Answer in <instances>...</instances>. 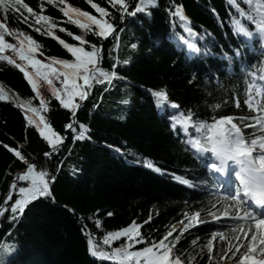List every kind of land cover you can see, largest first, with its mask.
<instances>
[{"label":"trees","instance_id":"1","mask_svg":"<svg viewBox=\"0 0 264 264\" xmlns=\"http://www.w3.org/2000/svg\"><path fill=\"white\" fill-rule=\"evenodd\" d=\"M25 2L37 14L52 18L56 23L54 36L74 46L81 45L67 32L85 36L87 43L83 47L87 51L102 43V67L111 71L112 64L118 63L119 68L112 84L93 83L74 119L52 97L47 83L38 79V92L48 107L47 112L41 110L42 116L64 137V144L50 156L35 161L37 171L45 170L54 178L50 184L52 197L31 202L18 219L11 220L10 204L17 198L13 195L9 212L0 218V243L16 246L10 257L2 259L6 264H110L89 254L85 232L98 245L110 250L102 244L103 237L133 222L139 223L141 236L151 243L164 237L170 226L185 222L196 212L203 215L216 212L215 219L180 235L178 244L177 254L185 264L193 256L196 257L193 264H209L207 252L201 254L203 243L224 221H234L236 213L231 202L223 203L222 197L210 190L206 167L185 144L188 137L173 130L171 120L188 112L193 113L194 120L208 123L222 116H233L249 141L264 135L258 126L245 127L250 120L241 123L239 119L257 114L243 102L250 82L249 70L258 72L264 62V42L234 34V19L247 22L239 17L229 0H153L155 6H148L134 17L126 16L123 22L107 0H92L111 13L107 19L116 31L106 40L85 34L68 23L59 11L63 7L59 0L51 5L47 0ZM128 2L134 9L139 0ZM256 2L241 7L254 14ZM65 3L98 15L87 0H65ZM177 8L185 21L172 15ZM0 22H3L2 13ZM185 22L195 36L184 31ZM7 24L10 29L31 35L40 44L36 55L42 53L44 62L50 63L51 58L70 62L74 59L57 39L47 35V24L36 25L33 18L29 27L11 14ZM36 27L43 34L34 31ZM61 27L67 31L60 32ZM182 39L197 43L198 51L187 49ZM6 41L16 43L12 36H7ZM246 42L253 45L252 50L244 47ZM132 44L137 47L133 49ZM236 49L241 53L238 58ZM225 54L232 57L231 66L225 61ZM3 55L21 63L10 50H5ZM125 60L129 63L124 64ZM54 86L60 87L59 82L54 81ZM0 88L8 97L0 100L1 204L8 181L17 170L18 174L26 168L5 145L21 151L27 161L46 151L49 145L34 125H28L24 111L16 106V97H21L39 108L36 93L23 73L6 61H0ZM155 91L166 92V104H156L152 95ZM173 103L178 107L172 108ZM69 123H74L77 134L79 125L84 124L90 138L75 140L72 132L65 131ZM149 163L153 168L146 167ZM176 177L188 180L189 184L181 183ZM17 185L27 186V182ZM97 220L99 228L95 224ZM175 237L173 233L169 240ZM118 241L111 247H120ZM227 258L230 257L223 260Z\"/></svg>","mask_w":264,"mask_h":264},{"label":"snow or ice","instance_id":"2","mask_svg":"<svg viewBox=\"0 0 264 264\" xmlns=\"http://www.w3.org/2000/svg\"><path fill=\"white\" fill-rule=\"evenodd\" d=\"M98 15H92L88 11H83L78 7H73L65 3V0H59V4L63 7L59 8L63 17L67 18V22L75 25L83 30L85 34L91 33L96 37L106 40L110 35L116 31L115 25L108 21L111 13L106 8L99 4L87 0ZM112 9H115L123 22L126 16H136L137 13L144 12L148 6H155L153 0H139L135 8L132 9L128 0H107ZM48 4H54L55 0H47ZM240 18H243L247 23H243L241 19L233 20L234 34L238 37L242 36L247 40H252L254 37L264 42V0H257L254 8V14L246 12L241 4L252 6L253 0H229ZM41 13L44 11L43 6L40 9ZM0 13L3 15V22H0V61H6L7 64L12 65L23 73L27 83L31 89L36 93V98L40 101L39 108L32 107L31 101L17 104L16 106L25 111V120L28 125H34L40 136L47 142L52 151H57L64 142V137L58 134L44 116L39 115L41 110L47 112V101L40 96L38 92V79L42 78L48 85L52 97L59 102V105L68 110L73 118L76 117L80 109V102L88 98L89 90L93 88V83L96 84H112L113 80L117 78L118 63H113L111 71H106L102 67V46H92L91 51L85 50L83 45L87 43L85 36L74 35L67 32L74 40L78 41L81 46H74L66 43L63 39L54 36L53 29L56 28V23L51 17L37 12L25 2V0H0ZM27 13V15H25ZM19 17L20 21L32 26L31 21L34 18V23L40 25L41 22L48 25L47 35L53 39H57L59 44L63 46L74 58L71 62L65 59L51 58V62H44L36 58V54L40 49V44L33 39L31 35L26 34L18 29H10L7 21L9 17ZM173 16L179 17L181 21H185V17L180 8H177L172 13ZM34 31L41 33V28L36 27ZM60 32H66L63 27L59 29ZM184 31L189 36H195L192 29L188 27L187 22L184 24ZM43 34V33H41ZM7 36H12L16 43H9L6 41ZM186 45L187 49L191 51H198L197 43L189 42L187 39L181 41ZM131 47L135 49L136 44ZM5 50H10L19 61L3 55ZM240 50L236 49L235 55L240 56ZM42 55V53H41ZM129 63L128 60L123 62ZM31 69V71L29 70ZM54 81H58L60 87L54 86ZM156 104H166L168 97L164 91H155L152 93ZM256 95L260 96V90L256 91ZM7 93L0 88V100L7 99ZM128 103V101H124ZM244 105L250 111H255L257 114L252 117H239L241 123L245 120H250L251 123L245 124V127L256 128L264 133V103L257 104L252 94L244 100ZM172 108H177L178 105L173 103ZM219 107V105H217ZM236 107H240L237 101ZM28 113H31L29 115ZM38 117V119H37ZM233 116H222L215 118L213 122L208 123L204 121L194 120L193 113H180L177 118L173 119L172 127L175 131L180 129L185 136L188 137L187 144L191 149L195 150L198 158L202 161H207L205 154L211 155V162L207 164L209 171L219 176L233 175L235 177V190H226L223 195V203L231 202L234 206L236 219L244 221L249 225L247 230L243 228H235L233 232L242 233L245 239L250 237V242L233 246L231 242L228 243L227 249L221 247L220 257H230L233 264L238 261L239 264H264V237L261 236L260 230L264 229V214H259L256 211L250 210L251 206L260 209L264 213V135L257 136L251 139L250 143L243 134L241 127L234 122ZM194 130V134H193ZM66 132H72L75 140H85L90 137L87 135L88 128L84 124L79 125V132L76 133L74 123L65 125ZM180 134L179 132L177 133ZM9 152H12L15 157L26 164V171L18 175L16 180L10 185V191L5 197L4 205L0 206V218H3L9 212V202L12 201L13 195L17 198L10 204V219L16 220L19 215H22L25 208L31 203L41 197H48L51 195L49 174L45 171H37V166L25 160L21 151L5 145ZM49 153H45V156ZM146 167L153 168L152 164H146ZM154 171L159 172V168H154ZM54 180V178H52ZM183 184H189L188 180H181L176 177ZM27 182V186H20L17 188V182ZM193 186V185H190ZM243 215H240V212ZM109 216L112 213H108ZM200 215L199 212L191 215L189 223L196 221ZM146 221L145 223H147ZM183 223V222H182ZM97 228L100 227V221H95ZM254 224L253 229L251 225ZM140 225L133 222L130 226L122 230L107 233L102 240V244L110 248L105 250L96 243L90 233L85 232L87 237V246L89 254L99 261H107L110 264H185L179 252L178 244L180 236L173 237V232L168 231L167 234L159 239L158 242H151L144 240L141 236ZM189 225H183L181 235L188 230ZM217 237L221 241L226 239L223 232L213 233L212 240H209L205 246L207 249L209 264H212L214 255L213 240ZM125 238L127 243L120 247H111L114 241ZM235 239L240 240V236ZM258 242V243H257ZM196 242L193 241V244ZM149 244L141 250H133L135 245ZM15 245L7 243H0V264H6L3 257H10ZM204 248L201 249V254ZM259 253V258H254ZM196 257L189 259L188 264H193Z\"/></svg>","mask_w":264,"mask_h":264},{"label":"rangeland","instance_id":"3","mask_svg":"<svg viewBox=\"0 0 264 264\" xmlns=\"http://www.w3.org/2000/svg\"><path fill=\"white\" fill-rule=\"evenodd\" d=\"M247 46L248 47H251V45H247ZM36 58L37 59H40L41 61H43L41 59V55H36ZM19 62H21V61H19ZM258 80H259V83L253 85L252 87H250L248 89V92L246 93L247 98H248V95L251 93L252 96H253V98L256 100L257 104H258V98H259V96L256 95V91L257 90H260L261 94H264V69L262 71L261 76L258 78ZM16 101H17L18 104H21V103H26L29 100L28 99L21 98V97H16ZM261 101H262V99L260 100V98H259V102H261ZM263 103H264V101H263ZM31 105H32V107L38 108L37 105L33 104L32 102H31ZM24 113H25V111H24ZM28 114L31 115V113H28ZM39 115H42V113L40 112ZM37 119H38V117H37ZM173 119L174 118H172V120H171V126H172V123H173ZM175 131H177L179 133H182V132H180V129L179 128H177ZM229 180H231V178ZM18 187H20V186L17 185V188ZM221 196L223 197V194ZM241 215H243V212L241 213ZM216 217H217V213L216 212H210V213L205 214V215L200 214L197 217V220L196 221H192L191 223H189V221H190V218H189V219H187L183 223L182 222L175 223L172 226H170L169 231H172L173 229H176V231H174L173 233H176L177 236H180L181 235V230L183 228V225H189L188 230H190L194 226L199 225L201 223H206V222H208L210 220L215 219ZM0 223H1V221H0ZM131 224H128L126 226H123L120 229H117L115 231L122 230L125 227L130 226ZM136 224L139 225V223H136ZM248 227H249V225L247 223H245L244 221H238L237 219H235L234 221H231V219H230V220L224 221V225L220 229H217V230L209 233V235L207 236V238H206V240H205V242L203 243V246H202V248H204V250L206 252H207V249H206L205 246L207 245V243H208L209 240H212L213 233L223 232L225 234V236H226V239L224 241H221L219 239V237H217L215 240H213L214 255H213L212 263H217V264H233V260L231 258H227V260H223L220 257V254H219L220 253V249H221V247H224V246L225 247H228V243L229 242H231V244L233 246H238V245H241V244L249 243L250 242V237L248 239H245L242 233L233 232V229H235V228H243L244 230H247ZM251 227L254 229L255 228V225L252 224ZM115 231H113V232H115ZM260 233H261V236L264 237V229H261L260 230ZM236 236H240V240L235 239ZM142 237L145 240V237L144 236H142ZM126 243H127V241H126L125 238H124V242H123L122 238H121V240L118 241V244L119 245L126 244ZM149 244H138V245H135V247L133 248V250H141L143 247L149 246ZM206 255H207V258H208V254H206ZM190 258L191 257H189V259ZM254 258H259V253H257ZM236 264H239V262L237 261Z\"/></svg>","mask_w":264,"mask_h":264},{"label":"water","instance_id":"4","mask_svg":"<svg viewBox=\"0 0 264 264\" xmlns=\"http://www.w3.org/2000/svg\"><path fill=\"white\" fill-rule=\"evenodd\" d=\"M101 46H102V43H101L100 47H101ZM80 104L82 105V102H81ZM73 119H74V118H73ZM63 144H64V142H63ZM63 144H62V145H63ZM53 152H54V151H52V149L49 147V148H48L46 151H44V152L36 153V154L34 155V157H33L30 161H28V162H30V163H34V164H35V161H36L38 158H40V157H48V156H50ZM45 153H49V155L45 156ZM25 166H26V164H25ZM42 171H43V170H42ZM17 172H19V170H17L16 173H15V175H14V177H13L11 180L8 181V184H7V190H8V185H9L11 182H13V181L16 180ZM45 172H46V171H45ZM47 173H48V172H47ZM48 179H49V182H50V184H51V182H52L53 179L50 178V176H48ZM7 190H6V192H5V194H4L3 197L6 196V194H7ZM48 197H52V196L50 195V196H48ZM41 198H42V197H41ZM2 202H3V199H2ZM2 202H1L0 206L2 205Z\"/></svg>","mask_w":264,"mask_h":264},{"label":"bare ground","instance_id":"5","mask_svg":"<svg viewBox=\"0 0 264 264\" xmlns=\"http://www.w3.org/2000/svg\"><path fill=\"white\" fill-rule=\"evenodd\" d=\"M37 169H38V168H37ZM25 171H26V168H25L24 170H22L20 173H18L17 176L23 174ZM12 178H13V177H12ZM12 178H11V179H12ZM11 179H10V180H11ZM13 182H14V181H13ZM13 182H11V183L9 184V189H8V191H7V194L9 193V191H10V185H11ZM16 182L18 183V182H20V181H16ZM7 194H6V196H7ZM6 196H5V197H6ZM4 199H5V198H4ZM3 205H4V201L2 202V205H1V206H3Z\"/></svg>","mask_w":264,"mask_h":264}]
</instances>
